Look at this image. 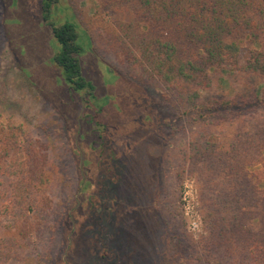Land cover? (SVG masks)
<instances>
[{
  "label": "rangeland",
  "instance_id": "1",
  "mask_svg": "<svg viewBox=\"0 0 264 264\" xmlns=\"http://www.w3.org/2000/svg\"><path fill=\"white\" fill-rule=\"evenodd\" d=\"M43 2L0 0V236L18 177L30 174L29 189L48 198L42 223L5 264H233L231 203L242 189L264 195V154L247 171L252 186L238 187L234 170L243 165L233 164L232 144L263 121L264 105L219 123L198 103L264 98V78L213 71L203 89L202 60L172 71L157 46L123 34L134 0H56L48 19ZM66 22L76 26L92 90L70 89L55 63L61 46L52 26ZM193 54L203 57L202 46ZM216 152L227 153V173L218 172ZM36 159L42 168L31 167ZM252 202L236 226L264 239V201ZM33 207L26 203L28 216Z\"/></svg>",
  "mask_w": 264,
  "mask_h": 264
},
{
  "label": "trees",
  "instance_id": "2",
  "mask_svg": "<svg viewBox=\"0 0 264 264\" xmlns=\"http://www.w3.org/2000/svg\"><path fill=\"white\" fill-rule=\"evenodd\" d=\"M42 11L44 19H48L52 1L43 0ZM137 9L131 16V22L122 26V32L129 41L137 46H157L164 53L163 62L171 63L172 71L178 64L181 69L187 64L192 66L194 59L203 61V81L201 88L210 85L213 71H234L244 74H253L264 78V0H134ZM138 4V5H137ZM134 18L137 22L144 20L148 31L133 25ZM51 25V24H49ZM52 26V25H51ZM52 33L59 42L61 48L54 57L55 63L64 71L69 88L74 91L92 90L93 85L82 75L78 55L81 47L77 44V31L73 23L66 22L61 26H52ZM196 46H202L203 57H196L193 53ZM231 46L235 51L229 49ZM243 50V55L240 53ZM183 65V66H182ZM170 67H167L169 71ZM178 70V69H177ZM165 72V66L164 71ZM175 73V72H174ZM183 74V73H182ZM191 75V73H189ZM179 79H176L178 81ZM192 87V86H191ZM92 94V93H91ZM264 105V98L252 95L248 98H207L198 103L199 114L204 117H218L225 121L226 117L239 118ZM246 112V113H244ZM230 114V116H227ZM229 120V119H227ZM256 121L251 126L250 133L246 136L234 138L230 157L233 164L243 166L236 167L238 173V187L252 186L248 179L247 171L254 162L259 161L264 154V119ZM240 134V133H239ZM245 141L244 145L238 146L237 142ZM8 141V140H7ZM9 146L8 143L5 144ZM227 153L216 152L218 158V172H226L228 162L224 159ZM38 160V159H36ZM39 166L35 161L30 162L31 167L42 168L43 161ZM224 166L219 168V162ZM34 164V166H33ZM230 165V164H228ZM36 170V169H34ZM6 173L15 175L10 167ZM38 174L35 173V177ZM32 176L18 177L13 184V194L6 200L8 212L3 227L6 236H0V264H5L15 252L14 245L26 242L28 232L32 230L40 214L39 207L48 205V198L44 194L35 195L29 189ZM41 183V176L38 177ZM255 188V187H253ZM247 194V189L238 190L235 198V207L232 208L233 229L230 232L232 238L231 257L233 264H264V239L253 234L250 227L241 231L240 216L242 223V205L253 200L252 204L258 207V199L264 201L263 193L257 188ZM29 192V199L23 198V192ZM226 197L230 193H225ZM33 207V214L28 216L25 205ZM264 209V202L262 204ZM32 209V208H31ZM244 221V220H243ZM264 224V221H261ZM14 231V234H10ZM107 251V250H106ZM55 260L54 264H61Z\"/></svg>",
  "mask_w": 264,
  "mask_h": 264
}]
</instances>
